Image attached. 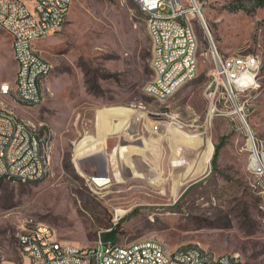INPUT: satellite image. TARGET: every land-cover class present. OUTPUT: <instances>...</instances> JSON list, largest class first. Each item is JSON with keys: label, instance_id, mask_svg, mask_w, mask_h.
Wrapping results in <instances>:
<instances>
[{"label": "rangeland", "instance_id": "rangeland-1", "mask_svg": "<svg viewBox=\"0 0 264 264\" xmlns=\"http://www.w3.org/2000/svg\"><path fill=\"white\" fill-rule=\"evenodd\" d=\"M197 2V75L163 101L145 91L153 44L137 0H71L62 28L36 42L51 65L43 102L30 108L0 95V107L37 127L48 165L39 180L0 182V264H28L18 235L40 223L84 247L115 231L110 239L123 245L155 239L169 250L198 246L264 264V173L250 165L264 162V1ZM213 46L261 60L257 87L217 101L214 111L204 95ZM16 70L0 27V83L13 82ZM104 108L123 112L122 127L144 150L122 165L102 150L81 166L78 151L101 140Z\"/></svg>", "mask_w": 264, "mask_h": 264}, {"label": "built area", "instance_id": "built-area-1", "mask_svg": "<svg viewBox=\"0 0 264 264\" xmlns=\"http://www.w3.org/2000/svg\"><path fill=\"white\" fill-rule=\"evenodd\" d=\"M137 1L144 8L152 50L164 47V63L158 64L163 65V79L154 82V88L146 85L145 91L154 92V98L163 101L197 75L198 58L194 48H198V40L192 46H184V38L186 32H195L191 17L195 11L200 12L199 4L197 0H162L159 4ZM70 7L71 0H0V22L8 25L9 35L15 38L14 56L21 61V68L16 70L19 73L16 93H9L8 81H3L0 83L2 97L9 96L16 103V94L24 93L26 100L42 103L39 83H45L44 71L51 65L36 42L62 28ZM211 54L213 67L204 95L206 100L214 98V105H209V110L214 111L217 101L232 92L257 87L261 60L252 53L223 56L214 46ZM167 60H174L173 85H166L164 78ZM175 65H183V72H175ZM235 108L242 109L238 103ZM251 134L248 130L249 143L258 154ZM42 138L36 126H29L0 107V181H35L36 175L42 174L45 168L38 164L41 152H33V145L41 144ZM250 165L256 172L264 173V162L255 165L250 162ZM33 228H36V237L25 235V228L18 235L19 252L28 264H238L234 254L202 256L198 246L169 250L155 239L125 245L99 239L91 245V251H84V246L63 241L48 224H36Z\"/></svg>", "mask_w": 264, "mask_h": 264}, {"label": "bare ground", "instance_id": "bare-ground-1", "mask_svg": "<svg viewBox=\"0 0 264 264\" xmlns=\"http://www.w3.org/2000/svg\"><path fill=\"white\" fill-rule=\"evenodd\" d=\"M149 1V4H159L162 2V0H147ZM139 6L141 10L144 12V8L141 5V2L138 1ZM203 16V15H202ZM201 19L204 20L203 17ZM0 27H2L7 33L9 34V27L7 24H1ZM12 40V47L13 51L15 49V38L13 36H10ZM197 42V37L195 32H186L185 38H184V46H192ZM153 58H155V63H153V68L155 71L153 80L147 84V88H154V82H156L159 79H163V64L164 63V47H155V50H152ZM194 55H197V48H194ZM15 59L17 61L18 67L21 68V61L17 59V56H15ZM51 67L49 70L44 71V78H47L50 74ZM175 72H183V65H175ZM164 78H166V85H173L175 81V74H174V60H167L166 66L164 67ZM19 80V73L16 72L15 77V83L14 85H11L8 82V92L9 93H16V82ZM44 84L45 83H39V91H41V102L44 100ZM149 95L154 97V92H147ZM240 92H232L231 95L226 96L225 98H229L232 101L235 102L237 94ZM0 95H1V88H0ZM207 100L210 102L211 105H214V98H207ZM16 102L18 104L32 107L39 105L38 102H33L32 100H26V94L24 93H17L16 94ZM238 110V108H236ZM211 112V111H210ZM209 112V114H211ZM239 112V110H238ZM15 116V115H14ZM27 124V123H26ZM29 125V124H28ZM29 126H35V125H29ZM251 142H254V138L251 136ZM33 152H41L38 156V164L39 166H43L45 170H42V174L36 175V180L41 179L45 174L47 170L48 165V145L45 140V138H42L41 144L33 145ZM1 182V181H0ZM51 227V226H50ZM25 235H28V237H36V228H26L25 229ZM84 251H91V247H84ZM200 255L202 256H219L214 255L211 252H208L207 250H204L203 248H200ZM222 255V254H220ZM234 261L238 264H244V262L239 258L237 254H234Z\"/></svg>", "mask_w": 264, "mask_h": 264}, {"label": "crops", "instance_id": "crops-1", "mask_svg": "<svg viewBox=\"0 0 264 264\" xmlns=\"http://www.w3.org/2000/svg\"><path fill=\"white\" fill-rule=\"evenodd\" d=\"M9 83L11 85H14L15 79L13 82ZM104 109L107 111L106 113H104ZM104 109L98 110V120L101 118L104 119L103 121L100 120V123L99 121H97V137H101V140L99 142L91 143L90 145L78 151V153L83 155V158L82 156H80V154L77 156V159H79L81 166L86 164V161L84 160L86 158V155H90L95 152L99 153L102 150L104 151L106 155L105 158H107V162H109V164L112 161H116V164L118 163L119 165L126 163L125 160L128 159L131 161L135 160L134 156L137 155L139 151L144 150V146H142L143 148H137L134 146L133 142L137 139V135L135 136L134 131H129L122 127L124 118L123 112H118L114 109V112L112 113L111 109ZM114 119L118 120L117 123Z\"/></svg>", "mask_w": 264, "mask_h": 264}, {"label": "trees", "instance_id": "trees-1", "mask_svg": "<svg viewBox=\"0 0 264 264\" xmlns=\"http://www.w3.org/2000/svg\"><path fill=\"white\" fill-rule=\"evenodd\" d=\"M264 1V0H263ZM217 152H218V146H216V148H215V152H214V154H215V156L217 155ZM115 234H116V232L114 231V232H108L107 234H106V236H105V240H111L113 237H115ZM111 238V239H110Z\"/></svg>", "mask_w": 264, "mask_h": 264}]
</instances>
